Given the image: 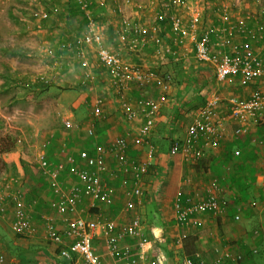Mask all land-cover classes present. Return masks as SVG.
<instances>
[{"label":"crops","instance_id":"1","mask_svg":"<svg viewBox=\"0 0 264 264\" xmlns=\"http://www.w3.org/2000/svg\"><path fill=\"white\" fill-rule=\"evenodd\" d=\"M199 2L197 0L198 6ZM218 5H220L218 10L227 6L230 8L233 23L242 20L247 21L244 18L248 12L254 13L255 16L257 14L254 8L246 11V7L256 5L252 2L240 1L238 4L244 10L241 20H236L234 7L227 1H221ZM152 18L155 19L154 15ZM154 19L146 26L147 28H151L155 24ZM209 22L208 28L219 25L218 19L209 20ZM247 23L249 27L256 30V23L253 20ZM56 25L58 22L54 18V22L46 29H40L38 26L40 33L43 34L42 38H50L47 43L51 45L52 50L47 45L49 52L46 53L48 55L45 59L47 63L44 64L46 65L44 68L46 67L48 72L47 75L35 76V78L45 77L53 85L48 91L38 96H27V99L34 98L42 102L49 95L46 99L49 98L52 105L55 106V109L50 111L53 118L54 113L60 111V108L69 106L76 109L80 105L79 102L74 103L73 100L64 99L61 93V84L55 82L59 80L61 72L67 77L68 68L66 67L64 70L59 61H49L50 58L55 59L51 56L52 51L54 55H58L62 59L71 57V53L65 50V46L75 41V39L72 41L63 40V44H56V39H60L58 37L62 36L56 33ZM85 30L86 26H84ZM162 32L166 33L162 40L167 46H171L174 42L172 32L170 33L169 30L166 32L164 28H162ZM80 36L78 34L76 39ZM106 40L109 42V38ZM238 40L243 41V38L239 37ZM253 44L256 51L264 56V49L259 50L260 42L253 41ZM112 50L119 53L128 66L138 65L135 62L144 60L151 63L149 67L140 65L145 66L156 77H160V72L171 70L177 78H181V82L177 84L176 88H172V76L168 73L165 75L170 77V81L165 83L166 86L160 82V78L159 80H154V78L141 84L135 81L129 82L128 98L137 111L138 117L134 122L128 124L120 106V97L116 92H113L114 87L111 86L110 88L108 77L106 75L103 77L104 68L97 67L95 54L91 57L92 51L87 50L95 77L102 86L104 85L103 89L109 88L110 93L105 98L106 102L103 109L105 119H101L103 120L101 121L92 118L94 100L88 104L89 110L85 111V116L81 109L80 118L74 117L73 113H68L62 117L61 124L57 119L53 126L55 129L60 127V130L49 132L43 138H39L38 142V149H41L43 141L51 140L47 154L52 164L56 165L62 160L61 149L63 146H66L70 154H77L82 150L93 152L97 147H107L116 138L124 135L127 136L130 143L128 155L131 160H135L137 163L146 162L148 153L146 145L138 147L134 146L133 143L137 135L136 131L144 121V116L140 112L137 102L140 97L158 99L161 95L165 96L167 100L162 104L155 118L151 143L155 145L156 150L149 161L148 171L142 176L140 184L136 182L132 172L122 174L121 165L118 161L113 157H107V170L101 178L105 190L110 193V197L105 201L96 203L91 202L90 199H85L80 205V213L82 215L86 213L84 216L87 218L113 219L119 226L129 223L135 216L139 217L142 223L143 238L141 240L129 238L121 242L120 245L122 248L130 246L136 253L145 254L143 260L145 264H150L152 261H158L159 264H183L187 257L195 260L200 259L203 264H264V131L257 130L264 128V122H255L254 119H249L241 123L232 116L229 109V99L232 97L248 99L255 90H261L264 93V79L247 84L237 79L235 85H227L217 80L210 66L198 62L192 51L186 53L181 48L180 60L175 61L176 59L167 54L168 52H165L162 57L158 56L155 53L156 47L153 42H149L146 47L142 48L141 52L145 57L144 59L139 56L141 52L137 54V57L133 53H129L130 55L127 56L126 46L121 47L119 51H115L114 48ZM155 61H161L168 66L157 67L153 63ZM99 71H103V73L98 74ZM213 95H217L221 99L216 111V120L222 124L218 147L216 149L209 148L206 156L201 160H187L182 155L173 158L171 149L173 145L182 144L184 141L186 128L193 120V113ZM24 97L21 100L24 101ZM50 112L45 110L43 113L47 114L46 119H49ZM79 119L83 121V131L88 136L86 139L80 129L71 132L67 130L72 128L64 126L65 120L76 122ZM162 125H164L163 129ZM89 129L95 130L92 136L89 134ZM238 129H241L242 133L237 134L236 130ZM134 130L135 132H133ZM37 150L32 152L30 166L24 162L26 173H20V180L18 177L8 175L3 178V181H0V190H5L6 186L9 185L13 187L11 189L13 192L21 191V184L28 187H24L22 191L25 194V202L29 207L28 213L33 226V233L28 236H20L13 232L14 204L8 201L7 213L3 218H0V256L4 257L3 260L6 264H82L81 257L77 255H73L70 259L63 256V251L71 243L69 238L64 237L63 244H56L51 242L47 236L45 218H51L62 234L66 230V223L51 208V202L56 198L53 195L49 180L47 179L46 182L44 178V180H40L32 178V176L27 177L29 175L27 167H32L42 177L37 168V153L39 152ZM236 152H240V155L236 156ZM8 154L11 153L7 152L3 155L4 157L0 154L3 161L8 159ZM11 167L13 168L12 165L9 168ZM21 178L26 180L23 181ZM123 179L128 181L126 188L121 185ZM214 179L220 183L223 196L229 201V209L220 215H215L210 211L198 213L191 218L190 224L186 228L179 226L173 207L177 192L181 189L186 196L193 195L197 191L202 192L207 183ZM61 183L67 189L76 183V179L65 173ZM136 185H140L142 195L134 199V208L129 211L126 209L127 191ZM237 209H239L241 216L239 222L233 220ZM189 242L190 246L186 247ZM93 245L96 253L106 264H116V260L108 254L102 231L97 232ZM227 254L231 255V259L226 258ZM239 255L242 256L240 261L235 259Z\"/></svg>","mask_w":264,"mask_h":264},{"label":"built area","instance_id":"2","mask_svg":"<svg viewBox=\"0 0 264 264\" xmlns=\"http://www.w3.org/2000/svg\"><path fill=\"white\" fill-rule=\"evenodd\" d=\"M131 0H126L129 4ZM196 5V6H195ZM141 7V5H138ZM163 7L167 9L165 14L157 13L156 18L160 21H167L170 25L173 46H167L159 35L156 26L152 27V33L146 32L138 22H132L125 18L124 23L116 29L117 38L126 43L128 33L138 35L128 42V52L140 53L142 48L149 42L155 43L156 54L164 56L165 52L170 54L175 61L180 60L181 48L192 51L195 59L207 66H210L217 80L227 85H235L237 79L243 83H252L259 79H264V56L260 55L253 44L264 41V23L258 22L255 14L248 12L244 19L247 21H231L230 8L223 7L221 10V26L208 29H201L205 14L203 8L188 0H163ZM82 8L88 17L87 28L83 35L77 39L81 45L75 49L74 57L81 62L84 67V79L89 82L96 81L92 71L91 63L87 51L94 52L97 60V67L108 70L111 75L112 84L118 86L117 89L123 91L126 82L135 81L139 84L150 80H159L162 83L170 81V77L161 78L149 72L145 66L125 64L122 56L114 52L106 45V36L103 31L97 28L90 17L88 1H84ZM176 8H182L183 14L176 12ZM175 9V10H174ZM45 18V14H43ZM256 23V30L249 27L248 21ZM243 38L239 41L238 38ZM253 40V41H252ZM69 47H72L70 44ZM165 79V80H164ZM166 86V84H165ZM166 97L161 95L158 99L141 98L137 105L144 116V121L139 127L137 135L133 141L134 146H145L148 148L146 162H136L128 155L130 143L128 138L118 137L107 147H97L93 152L88 150L79 151L77 154H70L66 146L61 149L62 160L56 165L48 158L47 148L51 140L42 142L40 151L37 153V168L40 173L49 180L53 195L56 199L51 202V208L66 223V230L62 234L51 218H45L46 232L49 240L56 244H63L64 237L71 240L70 245L63 251V256L70 259L73 255L81 257L82 264H106L96 253L93 245L94 238L98 231L103 232L104 243L108 254L116 260V264H145L143 261L145 254L136 253L132 247H121V242L126 239L141 240L144 236L141 219L133 217L127 224L119 226L113 219L87 218L80 213V205L85 199L91 202L105 201L110 197V193L105 190L102 183V174L107 170L106 158L113 157L121 165L122 174L133 173L135 180L140 184L143 175L148 171L149 161L155 153L156 147L151 143V130L154 127L155 118L158 115L162 104L166 102ZM221 99L213 95L207 99L204 105L193 113V120L186 128V135L182 144L173 145L172 154H179L187 160H201L206 156L209 148L216 149L221 138L222 124L216 120L217 107ZM104 100L95 99L93 115L95 118L103 117L102 108ZM120 106L124 119L134 122L138 113L131 102L122 100ZM104 109V108H103ZM229 109L232 116L241 123L254 119L255 122H264V93L255 90L248 99H229ZM66 128H73L71 120H65ZM1 129V123H0ZM89 134L93 135V129H89ZM237 134L242 133L241 129L236 130ZM240 152H236V156ZM76 179V183L65 189L61 183L63 174ZM16 184V183H15ZM123 187L128 186L127 179H123ZM11 185L5 190H0V218L7 213L8 201L14 204V220L12 223L13 232L28 236L33 233V226L28 213V205L25 202L23 191L13 192ZM10 190V191H9ZM127 191V190H126ZM13 192V193H12ZM127 210L134 208V199L141 197L140 185H136L127 191ZM32 206V205H31ZM93 206V205H92ZM173 207L176 215V222L181 227H187L191 218L198 214L210 211L215 215H220L230 207L229 201L223 196L220 183L211 180L202 192H195L186 196L181 189L177 192ZM235 222L241 220L240 211L233 216ZM226 258L231 259L227 254ZM0 256V264H6ZM236 260H242V256H237ZM150 264H159L152 261ZM183 264H203L200 259L191 257L185 258Z\"/></svg>","mask_w":264,"mask_h":264},{"label":"rangeland","instance_id":"3","mask_svg":"<svg viewBox=\"0 0 264 264\" xmlns=\"http://www.w3.org/2000/svg\"><path fill=\"white\" fill-rule=\"evenodd\" d=\"M47 1L50 2V0ZM190 1L194 4L197 3V0ZM225 1H227V3H230L234 7L233 11L236 16V20H241L244 10L243 8H240L238 4H240V1L242 0ZM132 2V5H129L126 4V0H119L118 7L122 12L123 17L133 21L134 19L139 20L140 18L141 22H144L146 25L152 22V15H154L160 7V0H132ZM247 3L250 2L247 1ZM137 4L146 8V11L141 15L138 14V12H136L134 9V5ZM14 7L16 8V10L20 11L16 13V17L19 19V23L10 19L9 12L11 8ZM110 8L111 6L107 8V6H104L103 3H99L96 5L94 11L98 14H106V12L108 11V14L106 15H108L112 22L115 23L117 22L118 17L117 14L112 11V9L110 10ZM246 8V11L254 8L255 12L257 13L256 18L258 22L264 23V0H259L257 5ZM58 12L60 14V19H57L58 17L56 18V22H58V25H56V33L59 35L61 34L62 36L58 37L60 39H56V44H63V40H76L79 31L74 27L81 24V16L78 15L77 19H75L76 21H74V24L72 25L71 19L73 18V16L70 15V13L68 14V10L65 7L59 9ZM34 13L37 14V20L35 24L37 26H41V17H43V14L45 13L44 5L41 0L37 2L34 0H0V48L3 46L19 47L23 50H26L25 52L28 53V55L26 56L23 55L17 57L4 54L0 51V72H10L12 75H28L32 78H35V76L47 75L48 72L45 69L46 67L44 68V66H46L44 64L47 63L45 59L48 55H46V53L49 52L47 51V45H49L51 49V45L47 43L50 38H42L43 34H41L39 31L40 29H42V27L40 29L33 28V22H30L29 18L31 15H34ZM217 19L219 22L218 26H220V16L219 18H217L216 16L213 17L212 14L205 16L204 21L201 25V29L203 30L205 28H208V26L210 25L209 20L214 21ZM259 48V50H261V48L264 49V41L260 42ZM122 54L124 55V53ZM90 55L91 57H93L94 53L91 52ZM139 56H141L143 59L145 58L142 53ZM79 62L80 61H78L76 58L74 59L72 57L61 59L59 62L60 66H63L64 70L66 67L68 68V75L66 77L60 73L59 80H56L55 82L61 84L60 88L64 99L73 100L74 103L79 102L78 104L80 105L76 109H72L69 106L60 108V111H56L54 113V118L53 114L50 111H53V109H55V106L52 105L49 98L46 99L49 95L46 96L42 102L39 100L37 101L34 98L27 99V97H24L23 101L21 100L23 91L17 87L9 89L1 88L4 80L0 77V152L1 150H8V152L11 153L8 154L9 156L6 161H3L2 156L0 155V181H3V178L7 177L8 175L19 178L20 173H26L24 169V162L28 165L30 164L29 162L30 158L32 157V152L37 150L39 147V138H43V136H46L51 131L57 130L58 132L60 130V127H58V130L53 126L54 122L57 119H59V124H61L62 117L68 113H73L74 117L77 116L78 118H80L79 116L82 114V111L84 114L85 111L89 110L88 104L93 102V100L95 101V99L102 98L104 100V103L106 102L105 98L110 93L108 91L109 88L103 89L102 87L104 85L102 86L98 82L97 78L96 82L86 81L84 79V69ZM153 63L157 65V67L168 66L164 65V63H161V61H155ZM137 64H143L149 67L151 63L143 60ZM48 65H50L49 62ZM101 73H103V71L98 74ZM104 73L105 74L103 76L105 77L106 72ZM167 73L168 75L172 76V88H176L178 86L177 84L181 82V78H177L171 70L167 72H160L159 75L163 78ZM45 110L46 112H50L49 119L45 118L47 117V114H43L45 113ZM87 116L88 114L86 115L85 119L87 118ZM73 124V128L68 129L67 131L76 132L80 129V131H82L84 134L83 137L86 139L88 136L83 131V121L79 119L76 122H73ZM163 128L164 125H162V129ZM257 130L264 131V128H258ZM133 132H135V130ZM37 151H40V149H38ZM24 152L25 154H23ZM10 156L12 157V159ZM11 165L13 166V168H9ZM35 171L36 170L32 167H27V172L29 174L27 177L30 178L32 176V178L44 180L43 177H41ZM21 180L24 181L26 179L21 178ZM21 185L22 190L24 187H27L24 186V184ZM89 213L91 214V212ZM83 214L85 215L86 213Z\"/></svg>","mask_w":264,"mask_h":264},{"label":"trees","instance_id":"4","mask_svg":"<svg viewBox=\"0 0 264 264\" xmlns=\"http://www.w3.org/2000/svg\"><path fill=\"white\" fill-rule=\"evenodd\" d=\"M34 1L37 2L39 0H34ZM41 1L43 2V5H44L45 18L41 17L42 25L39 26V28L42 27V28L46 29V27L50 26V24L54 22V17H55V19H56V17H58L60 19V16H59L60 14L58 11H59V9L65 7L68 10V13H70V15L73 16V18L71 19L72 25L74 24V21H76L75 19H77V16L78 15L81 16V20H80L81 24L79 26L78 25L75 26L74 28L78 29V31H79L78 34L82 36L83 32H84V26H86V28H87L86 24H88V22H89L88 21L89 19L86 15V11L82 8V5H83L84 1H88V9L87 10L89 11L90 17L93 19L95 25L97 26L98 29H100L101 31H103L105 33V36H106L105 39H108L109 37H111V38H109V42H107L108 40H106V45L109 46V44H110V46H111V47L109 46L110 48H112V49L114 48L115 51H119V49L121 47L126 46V48L128 50L127 46H128V42L130 43V39L138 36V35H134L132 33H128V38H127L126 43H122L117 38L116 32H114L116 30H114V29H116V28L119 29L125 21V18L123 17L122 12L120 11V9L118 7L119 0H50V2H48L47 0H41ZM188 1H190V0H188ZM199 1H200L199 5H201V7L203 8L205 16L212 14L213 17L216 16L217 18H219V16H220V18H221V10H218L217 8H219V6H220V5H218V3H220L221 1H224V0H199ZM242 1L252 2V3L257 5L259 0H242ZM98 2L103 3V5L107 6V8L111 6L110 10L112 9V11L115 14H117V17H118L117 22L113 23L112 20L109 18V16L106 15V14H108V11L106 12V14H104V13L98 14L94 11L96 5L99 4ZM132 3L133 2L131 0L129 5H132ZM134 9L140 15L146 11L145 7H142V6L139 7L138 4L134 5ZM176 10H177L176 12L181 14V15L184 12L182 8H176ZM166 11H167V9L165 7H163V0H160V7L157 10V12L154 14L155 19L154 18H152V19L155 20V24L153 26L157 27L158 32H160L159 35L161 36V38H163V35L166 34V33L164 34V32H162V28L166 29V32L169 30L170 33H171V29H170V25L168 24L167 21H160L159 22V20L156 18V15L158 12H160L161 14H165ZM17 12H20V11L16 10L15 7L11 8L9 15H10V19L12 21H16L17 23H19V19L16 17ZM29 20H30V22H35L37 20V14L34 13V15H31ZM128 20L133 21L130 19H128ZM133 22L140 23L143 26V28L146 30V32L152 33V30H150V29L153 26L151 28H147L146 27L147 25L144 22L142 23L140 18H139V20L134 19ZM32 25H33L34 29H36V28L39 29L35 23ZM71 30H72V28H71ZM77 39L73 43H71L72 47H69L68 44L65 46V50L67 52L69 51V53H71V57L74 59H75V57H74L75 49H77L81 46L79 43L76 44ZM85 49H86V51L88 50V48H85ZM0 51L3 52L4 54L17 56V57L23 56V55L24 56L28 55V53L25 52L26 50H23L19 47L3 46L0 48ZM88 51H87V53H88ZM129 53L130 52H128V55L127 54L126 55L129 56L131 54V53L130 54ZM133 54H136L135 57H137L138 56L137 54H139V53H133ZM51 56H53L55 59L50 58L49 59L50 62H54V60L60 62V60L62 59V58H59L58 55H54L53 52H52ZM139 62L140 61H137V63H139ZM79 63L81 64V62H79ZM104 71L106 72V75L108 77V80L110 83V88H111V86L114 87L115 90L112 88L114 90L113 92H116L117 95L120 97V102L122 100H127V101L131 102V100L128 98L130 83L126 82L125 87L122 88L123 91H121V90L117 89L118 86L116 87L112 84V79L110 77L111 75L109 74L108 70L104 68ZM0 77L3 78V80H4V83L1 85V88H3V89H9V88H14V87L20 88L23 91L22 97H24V96L27 97L28 95L38 96L39 94L48 91L51 88V86L53 85V83L50 80L46 79L45 77L32 78L28 75H20V74L12 75L10 72L9 73L0 72ZM103 77H102V80H103ZM141 98H144V97H140V99ZM104 106H105V103H104ZM104 106H103V108H104ZM103 108H102V111H103ZM92 115H93V113H92ZM92 118L95 119L94 115ZM96 119L101 120V119H105V118L103 116V117L96 118ZM126 122L128 124L132 123V122H128V121H126ZM138 130L139 129H137L136 132H138ZM93 132H94V130H93ZM152 133H153V129L151 130V136H152ZM122 137L127 138V136H125V135ZM7 152H8V150H1L0 154L3 156ZM171 155L173 156V158L179 156V154H172V153H171ZM42 177L44 179H46V181H47L46 176L42 175ZM17 235H20V234H17ZM189 246H190V242L186 244V247H189Z\"/></svg>","mask_w":264,"mask_h":264}]
</instances>
